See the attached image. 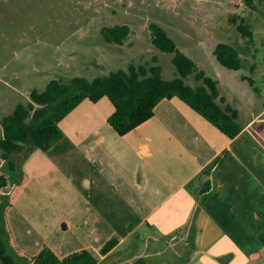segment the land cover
I'll use <instances>...</instances> for the list:
<instances>
[{"label":"crops","instance_id":"1","mask_svg":"<svg viewBox=\"0 0 264 264\" xmlns=\"http://www.w3.org/2000/svg\"><path fill=\"white\" fill-rule=\"evenodd\" d=\"M217 81V103L237 111L234 138L177 97L123 136L108 123L106 97L80 102L58 123L61 138L23 164L26 182L6 211L22 253L48 245L60 257L87 250L96 264H264V134L251 133L264 104L241 120L251 95L234 103ZM208 179L215 191L199 205ZM32 205L34 222L24 210ZM112 238L117 245L102 255Z\"/></svg>","mask_w":264,"mask_h":264},{"label":"rangeland","instance_id":"2","mask_svg":"<svg viewBox=\"0 0 264 264\" xmlns=\"http://www.w3.org/2000/svg\"><path fill=\"white\" fill-rule=\"evenodd\" d=\"M151 23L162 27L206 76L219 80L222 93L232 95L234 103L241 94L251 95L241 120L261 111L264 96L254 90H264V0H0V137L2 117L17 104L31 103L30 93L42 92L53 79L63 83L73 77L92 80L126 70L129 64L159 65L164 80L175 78L173 54L152 44ZM241 24L249 37L238 31ZM115 25L129 27L122 45L102 38L101 29ZM220 43L237 49L239 70L218 63L213 52ZM185 82L192 87L200 84L193 75ZM252 131L264 134V116ZM6 168L0 150V170ZM24 210L34 222V205ZM12 239L22 252L25 248L17 234ZM152 261L162 262L156 257Z\"/></svg>","mask_w":264,"mask_h":264},{"label":"trees","instance_id":"3","mask_svg":"<svg viewBox=\"0 0 264 264\" xmlns=\"http://www.w3.org/2000/svg\"><path fill=\"white\" fill-rule=\"evenodd\" d=\"M237 29L244 37L251 35L242 24ZM129 31L126 25H115L103 27L101 35L106 43L122 45ZM149 33L156 48L173 54L172 64L177 76L172 80L162 78L159 65L146 67L133 64H129L126 70L111 71L92 80L73 77L69 83H63L53 79L42 92L33 90L30 93L31 103L17 104L10 114L2 117L0 150L2 159L7 162V168L0 170L1 264H96V258L87 250L60 257L51 247L44 245L34 256L24 254L15 247L6 221V211L13 205L27 179L22 168L24 162L35 150L45 152L61 138L62 132L58 123L83 100L95 103L106 97L114 107L108 123L120 136L150 119L155 106L161 100L173 97L182 100L227 137L234 138L241 132L237 123V111L229 105L222 109L217 103L218 81L199 70L176 47L162 27L151 23ZM213 55L227 69L236 71L241 68L239 53L230 44H217ZM153 62L156 63V59ZM191 75L200 82L196 87L185 82ZM214 191V181H204L198 204L201 205ZM196 214L195 210L191 217L192 222L195 221ZM259 239L264 244V230ZM117 243V238L110 239L100 253L105 255Z\"/></svg>","mask_w":264,"mask_h":264}]
</instances>
